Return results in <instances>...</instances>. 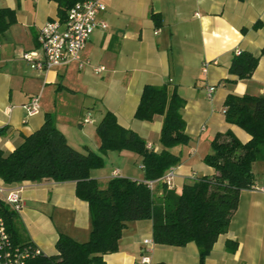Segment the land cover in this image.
<instances>
[{
  "label": "crops",
  "instance_id": "0c3cea01",
  "mask_svg": "<svg viewBox=\"0 0 264 264\" xmlns=\"http://www.w3.org/2000/svg\"><path fill=\"white\" fill-rule=\"evenodd\" d=\"M102 2L105 10L98 21L106 28H96L89 37L80 53L83 67L72 62L38 71L21 56L27 52L41 56L38 33L47 21L58 19L56 2L0 0V7L14 10L16 18L0 38V149L13 151L49 115L72 148L97 153L100 141L95 128L108 111L119 125L159 151L161 117L139 121L134 113L145 85H167L184 100L181 114L191 137L188 146L175 148L181 161L174 166L172 188L213 176L214 170L203 162L211 152V140L226 132L242 144L250 139L226 122L227 96L264 97V57L248 79L229 73L237 50L257 55L264 47V0ZM256 23L260 27L253 29ZM99 66L104 69L97 73L94 68ZM209 87L214 89L210 95ZM34 95L40 98V112L26 117L23 107ZM103 159L110 167L91 171L93 179L105 182L117 171L120 177L143 180L140 158L134 153L109 152ZM119 162L120 167L115 165ZM252 172L255 187L264 188V161L255 162ZM11 186L21 187L23 202L17 232L43 255L56 253L60 234L78 242L88 239V206L76 197L74 182L43 180ZM144 239L152 240L151 221L127 222L118 250L104 256L105 264H137ZM226 241L237 244L234 252L227 250ZM148 256L150 264H264V192L255 188L240 192L226 233L217 238L203 263L194 243L154 244Z\"/></svg>",
  "mask_w": 264,
  "mask_h": 264
},
{
  "label": "trees",
  "instance_id": "16d2710c",
  "mask_svg": "<svg viewBox=\"0 0 264 264\" xmlns=\"http://www.w3.org/2000/svg\"><path fill=\"white\" fill-rule=\"evenodd\" d=\"M57 16L64 22L68 10L82 0H54ZM156 21V16H153ZM16 22L14 10L0 7V38ZM260 27L259 23L253 29ZM264 47L257 55L240 52L235 55L229 73L239 80L248 79ZM184 100L176 89L167 85H145L134 119L151 121L160 116L158 137L160 150L147 148L133 131L119 125L111 112H105L95 128L100 145L97 153L72 148L56 128L49 115L41 127L23 138L10 153L0 149V180L6 185L50 180L74 182L75 195L86 202L90 218L89 237L84 242L60 234L55 242L56 253L30 257L26 264H105L104 256L118 250V241L127 222L150 220L152 240L156 245L182 247L194 243L199 261L204 262L217 238L226 233L237 209L242 190L255 188L252 165L264 161V97L228 95L224 102L227 123L246 132L250 139L242 144L230 132L216 135L210 142L211 152L203 162L212 168L211 177H199L179 190L169 189L158 181L153 190L148 181L159 180L165 172L181 161L182 148L190 144L181 111ZM128 151L140 158L143 180L112 177L99 182L91 171L104 166L109 152ZM12 245L35 248L16 229L17 214L0 202ZM234 252L235 242L226 241Z\"/></svg>",
  "mask_w": 264,
  "mask_h": 264
},
{
  "label": "built area",
  "instance_id": "2783aa9c",
  "mask_svg": "<svg viewBox=\"0 0 264 264\" xmlns=\"http://www.w3.org/2000/svg\"><path fill=\"white\" fill-rule=\"evenodd\" d=\"M105 10L102 0H82L75 3L67 12L66 19L61 22L59 19L47 21L39 30L38 43L41 56L35 52L22 54V59L29 63L32 69L38 71L50 70L61 65L76 62L81 68L84 62L80 53L85 48L86 43L96 28L105 29L106 24L98 21L99 13ZM236 51L235 55H239ZM103 67L94 68L99 73ZM213 87H209L208 95L213 92ZM25 116L32 117L40 112V98L38 95L32 96L28 103L24 105ZM225 111V110H224ZM84 122H88L86 118ZM147 145V148H150ZM174 167L169 168L165 174L156 181H148L147 186L153 190L158 181L171 189L174 177ZM119 174L113 172V177ZM261 192L264 188L255 187ZM21 187L6 185L0 182V202L7 205L16 214L22 208L23 202L20 196ZM144 248L137 264H150L148 253L154 245L153 240L144 239ZM41 252L38 248L21 247L12 245L10 234L7 231L3 217L0 215V264H26L30 257H34Z\"/></svg>",
  "mask_w": 264,
  "mask_h": 264
},
{
  "label": "rangeland",
  "instance_id": "374dc122",
  "mask_svg": "<svg viewBox=\"0 0 264 264\" xmlns=\"http://www.w3.org/2000/svg\"><path fill=\"white\" fill-rule=\"evenodd\" d=\"M115 165L120 167L121 163L120 162L119 163H115ZM109 167H110L109 166V163L106 161V163H104V166L101 169L107 171L109 169ZM132 167H135L136 168V163H132Z\"/></svg>",
  "mask_w": 264,
  "mask_h": 264
}]
</instances>
